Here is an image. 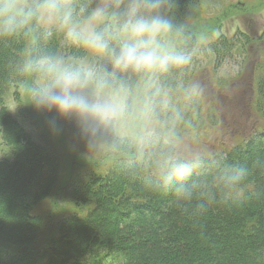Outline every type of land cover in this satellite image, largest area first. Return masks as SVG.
Masks as SVG:
<instances>
[{"label":"trees","instance_id":"16d2710c","mask_svg":"<svg viewBox=\"0 0 264 264\" xmlns=\"http://www.w3.org/2000/svg\"><path fill=\"white\" fill-rule=\"evenodd\" d=\"M191 1L177 0L179 21ZM43 27L40 23L36 29L42 47L66 60L85 59L86 50L69 44L61 31L43 39ZM186 33L194 50L196 38ZM248 36L241 30L231 37L219 34L203 46L218 63L231 57L235 47L248 45ZM29 42L22 34L0 38V135L12 154L11 160L0 158V245L14 250L0 256V264H264V129L222 152L200 156L205 166L193 178L212 186L215 201L204 216L193 220L176 209L171 191L147 182L150 169L157 170L159 154L174 155L171 142L145 148L141 155L135 142L117 136L114 128L86 139L73 121L62 118L68 132L80 142H98L101 153L68 180L69 213L57 219L32 214L34 206L57 189L63 158L43 139H32L4 104L5 94L13 89L18 114L31 121V114L19 107L17 94L21 84L31 81L18 72ZM261 65L255 85L264 117V59ZM195 66L193 60L166 77L170 102L181 113L171 140L204 128L199 97L186 100L183 94ZM225 164L247 169L246 178L227 196L216 190L218 171Z\"/></svg>","mask_w":264,"mask_h":264},{"label":"clouds","instance_id":"9594fccd","mask_svg":"<svg viewBox=\"0 0 264 264\" xmlns=\"http://www.w3.org/2000/svg\"><path fill=\"white\" fill-rule=\"evenodd\" d=\"M176 7L177 0H0V38L30 37L18 72L31 78L24 91L34 109L73 121L86 139L132 125L143 155L145 148L168 144L181 119L165 81L190 66L195 51ZM40 23L43 39L61 31L91 58L66 60L42 47ZM199 91L192 83L183 94L191 100ZM50 124L58 131L55 119ZM204 166L199 155L163 151L147 182L171 191L176 209L195 220L215 201L212 186L193 178ZM246 176L243 167L222 165L216 190L227 196Z\"/></svg>","mask_w":264,"mask_h":264},{"label":"rangeland","instance_id":"374dc122","mask_svg":"<svg viewBox=\"0 0 264 264\" xmlns=\"http://www.w3.org/2000/svg\"><path fill=\"white\" fill-rule=\"evenodd\" d=\"M191 4L185 19L180 22L186 26V30L192 32L197 42L194 48L196 66L190 83L199 85L198 104L204 128L173 136L170 142L174 145V155L180 157L222 152L241 143L255 131L264 129V117L257 103L255 85L264 59V0H192ZM240 30L249 35L248 45L235 47L231 57L218 63L203 46L219 34L231 37ZM86 52L85 59L91 58V53ZM24 86L25 83L17 88L19 107L31 114V121L18 114L13 89L4 96L8 112L30 133L32 139L38 142H43V139L63 158L62 177L57 189L50 197L34 206L31 213L44 219H57L72 209L71 185L68 186V180L85 171L83 166L86 162L97 159L101 153L100 147L98 142H80L76 139L65 129L62 118L54 112L34 109L26 98ZM53 119L58 131H54L50 124ZM114 131L117 136L131 138L141 150L132 125L116 126ZM0 158H12L11 150L3 143L1 135ZM155 172L154 168L150 169V175ZM0 252V256L5 258L14 250L0 245Z\"/></svg>","mask_w":264,"mask_h":264}]
</instances>
